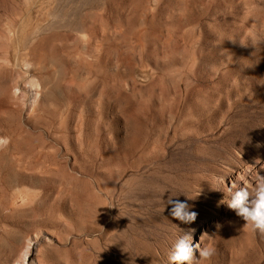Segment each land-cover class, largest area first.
<instances>
[{
	"label": "rangeland",
	"instance_id": "rangeland-1",
	"mask_svg": "<svg viewBox=\"0 0 264 264\" xmlns=\"http://www.w3.org/2000/svg\"><path fill=\"white\" fill-rule=\"evenodd\" d=\"M0 140V264H264V0H0Z\"/></svg>",
	"mask_w": 264,
	"mask_h": 264
},
{
	"label": "clouds",
	"instance_id": "clouds-1",
	"mask_svg": "<svg viewBox=\"0 0 264 264\" xmlns=\"http://www.w3.org/2000/svg\"><path fill=\"white\" fill-rule=\"evenodd\" d=\"M4 141L0 140V144ZM172 203V201H170ZM183 205L182 215L177 216L172 213L174 219L183 223L195 221L197 213L187 210V205ZM228 205L235 210L237 215L246 222L245 227L250 228L253 233L264 235V176H258L253 192L247 186L232 193L228 200ZM192 235L184 232L175 240L169 252L170 264H205L215 255V249L211 245L200 247L199 244L193 245ZM199 251V257L196 251Z\"/></svg>",
	"mask_w": 264,
	"mask_h": 264
},
{
	"label": "bare ground",
	"instance_id": "bare-ground-1",
	"mask_svg": "<svg viewBox=\"0 0 264 264\" xmlns=\"http://www.w3.org/2000/svg\"><path fill=\"white\" fill-rule=\"evenodd\" d=\"M16 264H23L22 262L18 261Z\"/></svg>",
	"mask_w": 264,
	"mask_h": 264
}]
</instances>
